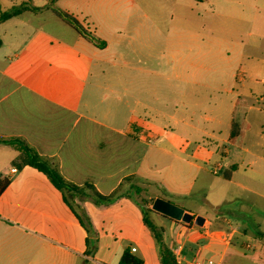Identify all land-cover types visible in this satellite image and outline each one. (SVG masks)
<instances>
[{
	"label": "crops",
	"instance_id": "crops-1",
	"mask_svg": "<svg viewBox=\"0 0 264 264\" xmlns=\"http://www.w3.org/2000/svg\"><path fill=\"white\" fill-rule=\"evenodd\" d=\"M63 1L0 0L1 10L39 7L0 23V138L24 140L68 181L118 197H75L73 210L0 142V176L10 180L0 194V264H119L125 251L162 264L141 206L159 197L204 218L152 214L172 252L181 245L185 259L226 264L253 248L264 260V0H168L171 12L155 4L170 12L166 22L143 20V7L134 20L124 5L65 2L99 43L54 13ZM206 4L211 21L193 19V5ZM197 28L209 38L192 36ZM233 121L244 128L230 142ZM152 186L164 194L149 195ZM233 201L231 216L221 207Z\"/></svg>",
	"mask_w": 264,
	"mask_h": 264
},
{
	"label": "trees",
	"instance_id": "trees-1",
	"mask_svg": "<svg viewBox=\"0 0 264 264\" xmlns=\"http://www.w3.org/2000/svg\"><path fill=\"white\" fill-rule=\"evenodd\" d=\"M56 15L62 18L65 22L71 25L77 32L83 35L85 38L89 39L92 42L99 43V39L91 35L84 26L79 22V20L71 15L70 13L56 8L51 7ZM27 9L37 10L39 7L36 6H27L21 5L17 7H13L9 10H1L0 9V23L21 14L23 11ZM2 40L0 38V45ZM243 128L241 124L233 121L231 125V131L229 135L230 142H235V140L243 133ZM0 142H5L9 144L15 145L21 152V162L22 165L32 166L39 171L43 172L48 176L51 182L57 187L59 190L63 192L64 200L73 208L72 200L75 197L80 198H89L96 204H109L114 202L117 199V195H103L99 193L93 185L85 184L83 186H78L70 181H68L63 175L59 172V170L52 164V162L45 156L39 154L33 147H31L26 141L21 139H11L4 140L0 138ZM228 177V176H226ZM10 180L6 177L0 176V194L5 190V188L9 185ZM138 189V188H137ZM139 189L137 192L139 193ZM154 202V200H152ZM143 211V220L145 225L153 232L155 239L159 244V253L162 264H176L175 256L171 249L162 241L161 231L159 230L158 225L155 223L153 219L149 217V214H158L149 205H141ZM76 213V212H75ZM80 218L83 224L87 225L84 218L76 213ZM166 217V216H165ZM119 264H143V260L138 256L130 253L129 251H125L120 259Z\"/></svg>",
	"mask_w": 264,
	"mask_h": 264
},
{
	"label": "rangeland",
	"instance_id": "rangeland-1",
	"mask_svg": "<svg viewBox=\"0 0 264 264\" xmlns=\"http://www.w3.org/2000/svg\"><path fill=\"white\" fill-rule=\"evenodd\" d=\"M101 3L105 4V5H110V6H115L118 7L120 5H124L127 7L128 11H133L134 15L133 18L134 20L136 19L137 15L142 13L144 11V13H147L149 16L146 17H142L143 20H153L155 19L154 16H157L159 20L161 21H168L169 20V16H170V12L172 11L171 9V4L168 3V0H100ZM65 2H67L66 4L69 5L70 7L73 8H78L80 7V3L79 0H65L59 4H55L56 6L60 7V9H63L62 7L64 6ZM158 2V3H156ZM155 4H159L160 6L162 5H166V7H168V12L165 8H161L159 6L155 7ZM137 7H143V11H139L138 13H136V9ZM153 7V8H152ZM210 5L206 4L200 8H197L195 5H193L192 9L189 10L190 15L193 17V19H199V17L201 16V21H205V22H210L212 19V15L210 13V9H209ZM64 10V9H63ZM147 10V12H146ZM153 16V17H152ZM140 19V18H138ZM222 21V19L220 20ZM200 29H193L192 30V36L194 35L195 38H202V37H207L204 32H202ZM91 33L92 35H95L93 32V29L91 28ZM198 31V32H197ZM222 30L218 31V35L220 37H222ZM225 35V34H224ZM209 38V37H207ZM221 39V38H220ZM222 45V51L221 52H225L227 49H231L230 45H227L226 43L221 44ZM195 51V50H194ZM193 51V52H194ZM226 54V53H224ZM161 193L164 194L162 188H156L155 186H152L149 189V195H152L154 193ZM210 198L211 199H216L217 196L214 194H210ZM193 199V204L197 205V206H201V202L203 201L205 204L201 207L204 213H211L214 214L215 210L211 207H209L208 205H206V202L204 200H199L197 198H192ZM231 206L226 205L221 207L224 212L228 215L234 216V213L236 211V209H234L235 206L240 205L237 201H233L231 202ZM152 206V204H151ZM150 218H153L152 214H149ZM159 230L161 231L160 233L164 236V239L167 241L170 237V231L167 230V232H162V229L159 228ZM242 254L241 256H236L234 258H231L230 260H228L226 262V264H264V260H259V259H254L252 257V255L255 254V250L253 248H242Z\"/></svg>",
	"mask_w": 264,
	"mask_h": 264
},
{
	"label": "water",
	"instance_id": "water-1",
	"mask_svg": "<svg viewBox=\"0 0 264 264\" xmlns=\"http://www.w3.org/2000/svg\"><path fill=\"white\" fill-rule=\"evenodd\" d=\"M152 210L166 217L185 223L194 221L198 225H202L204 218L200 215H194L186 211L183 207L163 198H156L151 206Z\"/></svg>",
	"mask_w": 264,
	"mask_h": 264
},
{
	"label": "built area",
	"instance_id": "built-area-1",
	"mask_svg": "<svg viewBox=\"0 0 264 264\" xmlns=\"http://www.w3.org/2000/svg\"><path fill=\"white\" fill-rule=\"evenodd\" d=\"M152 140L149 139L148 142H151ZM13 172H16V168H12ZM182 246L178 245L176 247L173 248V254L175 256V260H176V264H204L203 261H201L200 259H198L195 255L193 258L191 259H185L182 256ZM132 250L134 251L135 248H132ZM208 264H214V261L212 259L207 260Z\"/></svg>",
	"mask_w": 264,
	"mask_h": 264
}]
</instances>
